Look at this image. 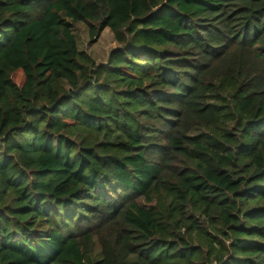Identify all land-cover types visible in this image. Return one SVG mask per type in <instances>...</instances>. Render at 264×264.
Masks as SVG:
<instances>
[{
	"label": "trees",
	"instance_id": "trees-1",
	"mask_svg": "<svg viewBox=\"0 0 264 264\" xmlns=\"http://www.w3.org/2000/svg\"><path fill=\"white\" fill-rule=\"evenodd\" d=\"M0 264H264V0H0Z\"/></svg>",
	"mask_w": 264,
	"mask_h": 264
},
{
	"label": "rangeland",
	"instance_id": "rangeland-1",
	"mask_svg": "<svg viewBox=\"0 0 264 264\" xmlns=\"http://www.w3.org/2000/svg\"><path fill=\"white\" fill-rule=\"evenodd\" d=\"M74 33L78 41L79 50L90 53L99 62L105 61L108 54H110V52L117 46L111 30L103 32L101 37L93 44L90 43L91 40L89 30L85 24H78L74 29ZM14 79L20 85L24 81L23 75L21 73H16L14 75ZM221 96L226 98L228 93ZM212 99L217 101L220 100L214 97H212ZM197 135H201V137L205 140L212 136L211 134L200 132Z\"/></svg>",
	"mask_w": 264,
	"mask_h": 264
},
{
	"label": "crops",
	"instance_id": "crops-1",
	"mask_svg": "<svg viewBox=\"0 0 264 264\" xmlns=\"http://www.w3.org/2000/svg\"><path fill=\"white\" fill-rule=\"evenodd\" d=\"M107 30H110V29L107 28L105 31H107ZM105 31H104V32H105ZM115 43H116V42H115ZM116 45H117V44H116ZM108 58H109V54H108V56L106 57V60H105V61L99 62L96 58H95V59L98 61V62H97L98 64H106L107 61H108Z\"/></svg>",
	"mask_w": 264,
	"mask_h": 264
}]
</instances>
